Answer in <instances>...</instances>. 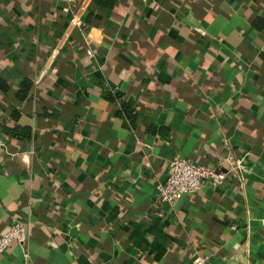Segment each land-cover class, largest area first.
<instances>
[{
  "label": "crops",
  "instance_id": "0c3cea01",
  "mask_svg": "<svg viewBox=\"0 0 264 264\" xmlns=\"http://www.w3.org/2000/svg\"><path fill=\"white\" fill-rule=\"evenodd\" d=\"M0 77V264H264V0H0Z\"/></svg>",
  "mask_w": 264,
  "mask_h": 264
},
{
  "label": "built area",
  "instance_id": "2783aa9c",
  "mask_svg": "<svg viewBox=\"0 0 264 264\" xmlns=\"http://www.w3.org/2000/svg\"><path fill=\"white\" fill-rule=\"evenodd\" d=\"M171 165L168 179L157 185L159 200L171 206L185 195L197 192L205 182L218 187L226 184L230 176H239L235 168L225 170L222 166H205L180 155L173 157ZM29 224V221L17 220L5 233L0 234V255L12 244H24L28 240ZM190 264L212 263L207 256L197 254Z\"/></svg>",
  "mask_w": 264,
  "mask_h": 264
},
{
  "label": "trees",
  "instance_id": "16d2710c",
  "mask_svg": "<svg viewBox=\"0 0 264 264\" xmlns=\"http://www.w3.org/2000/svg\"><path fill=\"white\" fill-rule=\"evenodd\" d=\"M116 0H97L98 3L102 4V5H106L108 7L113 6L114 2ZM22 91L18 92L17 97L20 99H23L25 97L26 92L28 91L30 85H31V81L30 80H26L22 83ZM0 88L3 91L9 92L11 91L10 86L8 85V83L5 81L4 78L0 77ZM110 98L112 100H115L114 96H110ZM126 114L128 117L131 118L132 116V108H131V103L130 102H126V101H122V110L120 111V114Z\"/></svg>",
  "mask_w": 264,
  "mask_h": 264
}]
</instances>
